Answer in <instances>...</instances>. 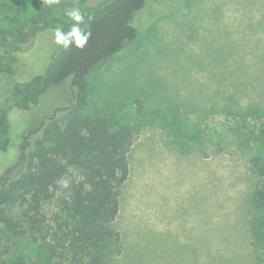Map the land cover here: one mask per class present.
<instances>
[{
  "label": "rangeland",
  "instance_id": "374dc122",
  "mask_svg": "<svg viewBox=\"0 0 264 264\" xmlns=\"http://www.w3.org/2000/svg\"><path fill=\"white\" fill-rule=\"evenodd\" d=\"M96 1L0 0V25L56 29L70 22L67 10ZM145 1L132 20L136 40L90 78L77 112L138 130L110 225L121 253L110 264H264L248 232L256 184L250 161L264 154L258 137L264 134V0ZM22 49V77L0 75V105L14 84L43 72L55 49L52 30ZM70 99L68 79L34 110L10 112L0 184L16 169L25 137ZM250 108L260 115L246 114ZM70 174V182L79 179L75 170ZM67 196L64 188L43 204L33 235L25 207H7L17 232L25 233L0 226V264L46 262L44 246Z\"/></svg>",
  "mask_w": 264,
  "mask_h": 264
},
{
  "label": "trees",
  "instance_id": "16d2710c",
  "mask_svg": "<svg viewBox=\"0 0 264 264\" xmlns=\"http://www.w3.org/2000/svg\"><path fill=\"white\" fill-rule=\"evenodd\" d=\"M32 1L36 5L40 2L49 5L45 0ZM145 2L98 0L80 7L84 17L80 28L91 33L84 48L70 45L65 50L55 44L43 72L14 84L0 105V153H5L11 144L10 112L34 110L46 94L70 79V102L56 109L25 137L16 169L8 170L7 181L0 184V226L20 234L19 225L6 212L8 206L18 204L25 207L23 219L33 235L39 231L35 227L41 221L43 204L64 189L57 181L68 179L72 170L78 172L79 179L66 188L68 196L62 203L63 214L57 219L56 231L44 246L48 253L44 264H110L121 253L120 235L110 225L119 212L121 187L129 176L127 154L138 130L108 117L77 116V112L86 104L90 78L136 40L138 32L132 20ZM72 23L60 28L67 32ZM53 29L44 26L28 31L0 25V75L22 77L26 64L21 56L27 51L23 52L22 47ZM260 113L258 108H250L246 114ZM250 168L256 184L251 197L254 215L248 223V232L255 254L262 255L264 154L253 157Z\"/></svg>",
  "mask_w": 264,
  "mask_h": 264
},
{
  "label": "clouds",
  "instance_id": "9594fccd",
  "mask_svg": "<svg viewBox=\"0 0 264 264\" xmlns=\"http://www.w3.org/2000/svg\"><path fill=\"white\" fill-rule=\"evenodd\" d=\"M45 3H59V0H45ZM65 15L73 23L70 26V30L67 32H64L61 28L53 29V43L62 46L65 50H67L70 45H74L77 49H83L88 42L91 33L84 32L80 28V24L84 21L80 9L75 7L71 8L65 12ZM57 183L61 188H67L70 181L66 178H62L61 180H58Z\"/></svg>",
  "mask_w": 264,
  "mask_h": 264
},
{
  "label": "flooded vegetation",
  "instance_id": "af4514ba",
  "mask_svg": "<svg viewBox=\"0 0 264 264\" xmlns=\"http://www.w3.org/2000/svg\"><path fill=\"white\" fill-rule=\"evenodd\" d=\"M7 179H8V176L6 178H4V181H7Z\"/></svg>",
  "mask_w": 264,
  "mask_h": 264
}]
</instances>
